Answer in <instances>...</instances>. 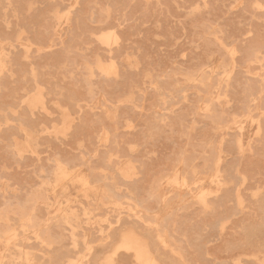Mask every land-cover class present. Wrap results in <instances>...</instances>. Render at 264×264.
<instances>
[{
  "label": "rangeland",
  "instance_id": "374dc122",
  "mask_svg": "<svg viewBox=\"0 0 264 264\" xmlns=\"http://www.w3.org/2000/svg\"><path fill=\"white\" fill-rule=\"evenodd\" d=\"M18 1L0 0V264H264V0Z\"/></svg>",
  "mask_w": 264,
  "mask_h": 264
},
{
  "label": "bare ground",
  "instance_id": "6f19581e",
  "mask_svg": "<svg viewBox=\"0 0 264 264\" xmlns=\"http://www.w3.org/2000/svg\"><path fill=\"white\" fill-rule=\"evenodd\" d=\"M19 1H20V0H19ZM19 1H18V2H19ZM15 2H16V1H15ZM5 19H7V18H5ZM1 24H2V23H1ZM1 24H0V25H1ZM1 28H2V27H1ZM1 28H0V29H1ZM1 30H2V29H1ZM4 31H5V29H4ZM1 32H2V31H1ZM7 32H8V31H7ZM5 34H6V32H5ZM5 34H4V32H3V36H4ZM9 34H10V32H9ZM5 37H6V36H5ZM5 37H4V38H5ZM9 37H11V36L9 35ZM9 37H7V38L9 39ZM23 37H24V36H23ZM25 37H26V36H25ZM27 37H28V36H27ZM27 37H26V38H27ZM0 38H1V36H0ZM7 38H6V39H7ZM13 38H14V37H13ZM21 38H22V36H21ZM28 38H29V37H28ZM29 40H30V39H29ZM3 41H4V40H3ZM12 42H13V41H12ZM64 48L66 49V47H64ZM3 49H4V48H3ZM6 49H7V48H6ZM6 49H5V51H6ZM106 49H108V48H106ZM110 49L112 50V48H110ZM9 52H10V51H9ZM16 53H17V52H16ZM16 53H15V54H16ZM63 53H64V52H63ZM63 53H62V54H63ZM15 54H13L14 57L17 56V54H16V56H15ZM60 54H61V53H60ZM62 54H61V55H62ZM57 55H58V54H57ZM61 55H59V56H61ZM59 56H57V57H59ZM62 56H63V55H62ZM67 56H68V55H67ZM8 57H9V56H8ZM10 57H11V55H10ZM12 59H13V57H11V60H12ZM6 61H7V60H6ZM9 61H10V60H9ZM18 61H20V60H18ZM12 62H13V61H12ZM12 62H11V63H12ZM15 62H16V61H14L13 64H14ZM11 63H10V64H11ZM20 63H21V61H20ZM20 63H19V64H20ZM4 64H5V63H4ZM13 64H12V65H13ZM17 64H18V62H17ZM15 65H16V63H15ZM20 65H21V64H20ZM10 66H11V65H10ZM18 67H19V65H18ZM7 68H9V67H7ZM12 69H15V68H12ZM15 71H16V69H15ZM18 71H19V69H18ZM11 72H12V71H11ZM19 72H20V71H19ZM24 72H25V71H24ZM4 73H5V72H4ZM20 73H21V72H20ZM22 73H23V72H22ZM16 74H17V73H16ZM16 74H15V75H16ZM21 75H22V74H21ZM0 76H1V75H0ZM2 76H3V73H2ZM6 76H7V75H6ZM39 76L41 77L42 75H39ZM37 78H38V80H39V77H37ZM42 78H43V76H42ZM0 79H1V78H0ZM7 79H8V78H7ZM25 79H26V78H25ZM29 79H31V78H29ZM40 79H41V78H40ZM18 80H19V79H18ZM31 80H32V79H31ZM6 81H7V80H6ZM11 81H12V80H11ZM16 81H17V80H16ZM35 81H36V80H35ZM40 81H42V80H40ZM44 81H45V80H44ZM36 82H37V81H36ZM38 82H39V81H38ZM5 83H7V82H5ZM8 83H9V82H8ZM10 83H11V82H10ZM12 83H15V82H12ZM24 83H25V81H24ZM16 84H18V83H16ZM32 84H33V83H32ZM39 84H40V83H39ZM9 85H10V84H9ZM22 85H23V83H22ZM22 85H20V83H19V86H20V87H21ZM14 86H16V85H14ZM33 86H34V85H33ZM3 87H5V84H4ZM23 87H24V86H23ZM8 88H9V87H8ZM12 88H13V87H12ZM16 88H17V86H16ZM14 89H15V88H14ZM0 90H1V89H0ZM8 90H9V89H8ZM12 90H13V89H12ZM12 90H10V91H12ZM16 90H17V89H16ZM2 91H3V90H2ZM6 91H7V90H6ZM13 92H15V91L13 90ZM10 93H11V92H10ZM16 93H17V92H16ZM249 93H250V92H249ZM252 93H253V92H252ZM252 93H250L251 96H252ZM0 94H1V93H0ZM6 94H7V93H6ZM6 94L4 95L5 97H7ZM8 94H9V93H8ZM8 94H7V95H8ZM253 94H254V93H253ZM8 96H9V95H8ZM70 96H71V95H70ZM0 97H1V96H0ZM10 97H12V99H13V96H10ZM10 97H9V98H10ZM17 97H18V95H17ZM39 97H40V96H39ZM43 97H44V96H43ZM3 98H4V97H3ZM247 98H248V97H247ZM260 98L263 99L262 97H260ZM1 99H2V98H1ZM15 99H16V98H15ZM17 99H18V98H17ZM34 99H35V97H34ZM34 99H33V100H34ZM37 99H38V98H37ZM37 99H35V100L37 101ZM73 99H76V98H73ZM5 100H6V99H5ZM18 100H19V99H18ZM30 100H32V99H30ZM30 100H29V101H30ZM0 101H1V100H0ZM6 101H8V99H7ZM12 101H13V100H12ZM38 101H39V100H38ZM38 101H37V102H38ZM44 101H45V100H44ZM73 101H74V100H73ZM9 102H11V101H9ZM17 102H18V101H17ZM17 102H16V104H17ZM32 102H33V101H31V103H32ZM262 103H263V102H262ZM5 104H8V103L5 102ZM11 104H12V103H11ZM11 104H10V105H11ZM13 104H15V103H13ZM18 104H20V103L18 102ZM18 104H17V105H18ZM29 104H30V103H29ZM34 104H35V103H34ZM2 105H3V103H1V106H2ZM17 105H16V106H17ZM30 105H31V104H30ZM261 105H262V104H261ZM16 106H15V108H16ZM34 106H35V105H33V107H34ZM11 107H12V106H11ZM37 107H38V106H37ZM262 107H264V106L262 105ZM1 108H2V107H1ZM45 108H46V107H45ZM4 109H6V107H4ZM242 109H243V108H242ZM242 109H241V110H242ZM43 110H45V109H43ZM2 111H3V110H2ZM23 112H25V111H23ZM23 112H22V113H23ZM243 113H245L244 110H243ZM19 114H20V113H19ZM25 114H27V113H25ZM260 114H262V113H260ZM10 115H11V114H10ZM20 115H21V114H20ZM23 115H24V114H23ZM253 115H254V114H253ZM7 116H8V115H7ZM7 116H6V117H7ZM1 117H2V116H1ZM12 117H13V116H12ZM17 117H18V116H17ZM25 117H26V116H25ZM7 118H8V117H7ZM14 118H15V117H14ZM19 118H20V117H19ZM28 118H29V116H28ZM12 119H13V118H12ZM22 119H23V118H21L20 121H21L22 124H23L24 122L22 121ZM34 119H35V118H34ZM262 119H263V118H262ZM15 120H17V118H15ZM18 120H19V119H18ZM23 120H24V119H23ZM28 120H29V119H27V121H28ZM24 121H26V120H24ZM29 121H32V120H29ZM29 121H28V122H29ZM28 122H27V123H28ZM32 122H33V121H32ZM29 123H30V122H29ZM30 124H34V123H30ZM36 124H37V123H36ZM15 125H17V124L15 123ZM25 125H26V124H25ZM37 125H38V124H37ZM37 125H36V126H33V125H32V126H33V128H34V127H37ZM263 125H264V124H263ZM22 126H23V125H22ZM32 126H30V128H31ZM26 127H29V126H26ZM8 128H9V127L7 126V130H8ZM10 128H11V127H10ZM2 129H3V128H2ZM5 129H6V128H5ZM5 129H4V130H5ZM14 129H16V128H13L12 130H14ZM260 129L262 130L263 127H262V128L260 127ZM42 130H43V129H42ZM263 130H264V129H263ZM1 131H2V130H1ZM1 131H0V132H1ZM37 131H38V130H37ZM2 132H3V131H2ZM7 132H10V129H9ZM3 133H4V132H3ZM12 133H13V132H12ZM262 133H263V132H262ZM7 134H8V133H7ZM13 134H14V133H13ZM16 134H17V133H16ZM16 134H15V135H16ZM1 135H2V134H1ZM3 135H4V134H3ZM9 135H11V132H10ZM15 135H14V136H15ZM20 135H22V134H20ZM237 135H238V134H237ZM262 135H264V134H262ZM5 136H6V131H5V135H4V137H5ZM17 136H18V135H17ZM17 136H16V137H17ZM22 136H23V135H22ZM22 136H21V137H22ZM1 137H2V136H1ZM4 137H3V138H4ZM7 137H9V136H6V138H7ZM18 137H19V136H18ZM21 137H20V138H21ZM260 137H261V136H260ZM3 138H2V139H3ZM261 138H262V137H261ZM0 139H1V138H0ZM41 139H42V137H41L39 140H41ZM5 140H6V139H5ZM21 140H22V139H21ZM39 140H37V141H39ZM43 141H44V140H43ZM43 141H42V143H43ZM258 141H259V140H258ZM47 142H48V141H47ZM233 142H234V141H233ZM260 142L262 143V141H260ZM5 143H6V145H7V141H6ZM42 143L40 142V144H42ZM45 143H46V141H45ZM8 144H9V142H8ZM12 144H13V142H12ZM43 144H44V143H43ZM33 145H34V144H33ZM233 145H234V144H233ZM4 146H5V145H4ZM7 146H8V145H7ZM9 146H10V145H9ZM12 146H13V145H12ZM250 146H251V145H250ZM260 146H261V145H260ZM2 147H3V146H2ZM250 148H251V147H250ZM260 148H261V147H260ZM262 148H263V146H262ZM3 149H4V147H3ZM237 149H238V148H237ZM251 149H253V148H251ZM1 150H2V149H1ZM38 150H40V149H38ZM255 150H256V149H255ZM258 150H259V149H258ZM5 151H6V149H5ZM9 151H10V150H9ZM9 151H8L7 154H9V153L11 152V151H10V152H9ZM260 151H261V150H260ZM28 152H29V151H28ZM37 152H38V151H36V153H37ZM255 152H256V151H255ZM263 152H264V150H263ZM0 153H2V152H0ZM3 153H4V152H3ZM36 153H33V154L35 155ZM10 154H11V153H10ZM10 154H9V156H11ZM13 154H14V153H13ZM33 154H32V155H33ZM203 154H204V153H203ZM261 154H262V153H261ZM2 155H4V154H2ZM13 156L15 157V155H13ZM3 157H5V156H3ZM6 157H8V156H6ZM6 157H5V158H6ZM182 157H183V156H182ZM184 157H185V156H184ZM184 157H183V158H184ZM188 157H189V156H188ZM188 157L186 156V158H188ZM0 158H1V156H0ZM5 158H4V159H5ZM10 158H11V157H10ZM10 158H9V160H10ZM23 158H24V157L22 156V159H23ZM71 158H72V157H71ZM190 158H191V157H190ZM192 158H193V157H192ZM192 158H191V160H192ZM204 158H206V157H204ZM34 159H35V158H34ZM208 159H209V158H208ZM66 160L68 161L69 159L66 158ZM204 160H205V159H204ZM6 161H7V160H6ZM67 161H64V160H63V161H62V164H65ZM181 161H182V159H181ZM185 161H187V159H186ZM189 161H190V160H189ZM189 161H188V162H189ZM192 161H193V160H192ZM209 161H210V159H209ZM7 162H8V161H7ZM14 162H15V161H14ZM16 162H17V157H16ZM63 162H65V163H63ZM68 162H69V161H68ZM81 162H82V161H81ZM20 163H21V162H20ZM71 163H72V162H71ZM75 163H76V161H75ZM183 163H184V162H183ZM185 163H186V162H185ZM191 163H192V162H191ZM191 163H189V164H191ZM67 164H69V163H67ZM67 164H66V165H67ZM72 164H73V163H72ZM78 164H79V163H78ZM189 164H187V167H188ZM5 165H6V164H5ZM52 165H53V164H52ZM66 165H65V166H66ZM75 165H77V164H75ZM89 165H90V164H89ZM191 165H192V164H191ZM67 166H70V165H67ZM72 166H73V165H72ZM183 166L186 167L184 164H183ZM192 166H195V165H192ZM206 166H207V165H206ZM40 167L42 168L43 166H40ZM93 167H94V166H93ZM195 167H196V166H195ZM209 167H210V166H209ZM38 168H39V166H38ZM53 168H54V166H53ZM66 168H67V167H66ZM71 168H72V167H71ZM42 169H43V168H42ZM69 169H70V168H69ZM91 169H92V167H91ZM91 169H89V170H91ZM93 169H94V168H93ZM183 169H184V168H183ZM185 169H186V172H187V168H185ZM37 170H38V169H37ZM34 171H35V169H34ZM183 171H184V170H183ZM90 172H91V171H90ZM187 173H189V171H188ZM187 173H186V174H187ZM183 174H184V173H183ZM91 175H92V173H91ZM45 176H46V175H45ZM89 176H90V175H89ZM89 176H88V177H89ZM39 177H41V176H39ZM92 177H93V176H92ZM108 177H109V176H108ZM108 177H107V178H108ZM188 177L190 178L189 175H188ZM81 178H82V177H81ZM81 178H80V180H81ZM84 178H85V177H84ZM86 178H87V177H86ZM185 178H186V176H185ZM40 179H41V178H40ZM76 179H77V178H76ZM87 179H88V178H87ZM187 179H188V178H187ZM82 180H83V179H82ZM93 180H94V177H93L92 181H93ZM188 180H189V179H188ZM37 181H38V180H37ZM92 181H91V182H92ZM39 182H41V181H39ZM87 182H88V181H87ZM89 182H90V180H89ZM93 182H94V181H93ZM93 182H92V183H93ZM95 182H96V180H95ZM37 183H38V182H37ZM88 184H89V183H88ZM90 184H91V183H90ZM107 184H108V183H107ZM38 185H40V184L38 183ZM38 185H37V186H38ZM67 185H68V184H67ZM82 185H83V184H82ZM82 185H81V186H82ZM85 185H86V184H84V186H85ZM91 185H92V184H91ZM109 185H110V184H109ZM109 185H108V186H109ZM232 185H233V183H232ZM41 188H42V187H41ZM41 188H40V189H41ZM115 188H116V187H115ZM32 189H33V188H32ZM131 189H132V188H131ZM231 189H232V188H231ZM44 190H45V189H44ZM106 190H107V188H106ZM109 190H110V189H109ZM112 190H113V187H112ZM112 190H111V191H112ZM29 191H31V190L29 189ZM33 191H34V193H35V190H34V189H33ZM37 191H38V190H37ZM18 192H19V191H18ZM108 192H109V191H108ZM41 193H42V192H41ZM111 193H112V192H111ZM26 194H27V193H26ZM44 194H45V193H44ZM44 194H43V195H44ZM113 194H114V193H113ZM124 194H125V193H124ZM228 194H229V193H228ZM0 195H1V194H0ZM27 195H29V197H30V194H27ZM32 195H33V194L31 193V196H32ZM41 195H42V194H41ZM41 195L38 194V196H41ZM43 195H42V196H43ZM114 195H116V193H115ZM125 195H126V194H125ZM154 195H155V194H154ZM154 195H153V197H154ZM186 195H187V194H186ZM12 196H13V195H12ZM14 196H15V194H14ZM17 196H18V194H17ZM88 196H89V195H88ZM112 196H113V195H112ZM116 196H117V195H116ZM116 196H115V197H116ZM118 196H119V194H118ZM222 196H223V195H222ZM224 196H226V195H224ZM224 196H223V197H224ZM23 197H24V196H23ZM25 197H26V196H25ZM36 197H37V195H36ZM36 197H35V198H36ZM91 197H92V196H91ZM183 197H184V195H183ZM219 197H221V196H219ZM226 197H227V196H226ZM15 198H16V197H15ZM17 198H18V197H17ZM30 198H31V197H30ZM30 198H29V199H30ZM33 198H34V197H33ZM169 198H171V196H170ZM22 199H23V198H22ZM27 199H28V198H27ZM92 199H93V197H92ZM115 199H116V198H115ZM130 199H131V198H130ZM153 199H154V198H153ZM221 199H222V198H221ZM221 199H220V200H221ZM14 200H15V199H14ZM20 200H21V199H20ZM36 200H37V199H36ZM38 200H39V199H38ZM49 200H51L50 197H49ZM90 200H91V199H90ZM116 200H117V199H116ZM131 200H133V199H131ZM154 200H155V199H154ZM156 200L159 201L158 199H156ZM156 200H155V201H156ZM206 200H208V199H206ZM214 200H215V199H214ZM217 200H218V202H219V199H218V198H217ZM4 201H5V199H4ZM8 201H9V200H8ZM8 201H7V202H8ZM29 201L31 202V199H30ZM133 201H134V200H133ZM166 201H168V200H166ZM26 202H27V201H26ZM30 202H29V203H30ZM32 202H34V201H32ZM79 202H80V201H79ZM122 202H123V201H122ZM136 202H137V199H136ZM35 203H36V202H35ZM89 203H91V202H89ZM124 203H125V202H124ZM138 203H139V202H138ZM208 203H209V202H208ZM215 203H217V202H215ZM3 204H4V203H3ZM33 204H34V203H33ZM187 204H189V203L187 202ZM209 204H210V203H209ZM31 205H32V203H31ZM89 205H91V204H89ZM211 205H212V204H211ZM217 205H218V203H217ZM221 205H222V204H221ZM74 206H76V205H74ZM74 206H73V207H74ZM138 206H139V205H138ZM212 206H213V205H212ZM6 207H8V205H7ZM37 207H39V206L37 205ZM70 207H71V206H70ZM84 207H85V206H84ZM140 207H141V206H140ZM143 207H144V206H143ZM143 207H141V208H143ZM188 207H189V206H188ZM213 207H214V206H213ZM8 208H9V207H8ZM8 208H7V209H8ZM26 208H27V207H26ZM28 208H32V206H31V207H28ZM28 208H27V209H28ZM211 208H212V207H211ZM4 209H5V208H4ZM16 209H17V208H16ZM80 209H81V208H80ZM212 209H213V208H212ZM8 210H9V209H8ZM13 210H14V209H13ZM37 210H38V208H37ZM145 210H146V209H145ZM214 210H216V208H215ZM5 211H7V210H5ZM15 211H16V210H15ZM19 211H20V210H19ZM19 211H17L18 214H19ZM22 211H23V210H22ZM30 211H31V210H30ZM41 211H42V210H41ZM43 211H44V210H43ZM210 211H211V210H210ZM2 212H3V211H2ZM9 212H10V211H9ZM20 212H21V211H20ZM137 212H138V211H137ZM213 212H214V211H213ZM217 212H218V211H217ZM221 212H222V211H221ZM3 213H4V212H3ZM13 213H14V212H13ZM26 213H27V212H26ZM26 213H25V214H26ZM35 213H37V212H35ZM215 213H216V212H215ZM1 214H2V213H1ZM7 214H8V213H7ZM15 214H16V216H17V213H15ZM15 214H14V215H15ZM20 214L23 215L22 213H20ZM38 214H39V213H38ZM38 214H37V215H38ZM43 214H44V213H43ZM135 214H136V213H135ZM216 214H218V213H216ZM3 215H4V214H3ZM31 215H32V214H31ZM37 215H36V217H37ZM246 215H247V214H246ZM9 216H11V215H9ZM9 216H8V219H9ZM19 216H20V215H19ZM23 216H24V215H23ZM26 216H27V215H26ZM33 216H34V215H33ZM213 216H214V215H213ZM20 217H21V216H20ZM36 217L34 216V218H36ZM39 217H41V215H40ZM42 217H43V216H42ZM140 217H143V216H140ZM4 218H5V217H4ZM12 218H13V217H12ZM14 218H15V217H14ZM34 218L30 217L29 219H34ZM57 218L59 219V217H57ZM247 218H248V217H247ZM23 219H24V217H23ZM40 219H41V218H40ZM51 219H52V218H51ZM61 219H62V218H61ZM148 219H149V218H148ZM148 219H147V220H148ZM150 219H151V218H150ZM1 220H3V216H2V219H1ZM16 220H17V219H16ZM16 220H15V224H16ZM34 220H38V218H37V219H34ZM52 220H53V219H52ZM59 220H60V219H59ZM70 220H71V219H70ZM176 220H177V219H176ZM176 220L174 219V221H176ZM11 221H12V219H11ZM55 221H56V220H55ZM60 221H61V220H60ZM60 221H59V222H60ZM152 221L154 222V220H152ZM165 221H166V220H165ZM9 222H10V221H9ZM36 222H37V221H36ZM68 222H69V221H68ZM177 222H178V221H177ZM37 223H38V222H37ZM50 223H51V222H50ZM60 223H61V222H60ZM149 223H152V222L150 221ZM163 223H164V221H163ZM167 223H168V222H167ZM167 223H165V224H167ZM169 223H170V222H169ZM173 223H174V222H173ZM175 223H176V222H175ZM4 224H5V223H4ZM10 224H11V223H10ZM31 224H32V223H31ZM165 224H163V225H165ZM1 225H2V224H1ZM1 225H0V226H1ZM24 225H25V224H24ZM34 225H36V224L34 223ZM47 225H48V224H47ZM51 225H52V224H51ZM72 225H73V224H72ZM159 225H160V223H159ZM159 225H158V227H159ZM5 226H6V224H5ZM28 226H30V225H27V227H28ZM121 226H122V225H121ZM124 226H125V224H124ZM166 226H167V225H166ZM175 226H176V225H175ZM3 227H4V225H3ZM32 227H35V226H32ZM50 227H51V226H50ZM58 227H59V226H58ZM64 227H65V226H64ZM80 227H81V226H80ZM133 227H135V226L133 225ZM160 227H161V226H160ZM162 227H163V226H162ZM168 227H169V226H168ZM168 227H167V228H168ZM171 227H172V225L170 226V228H171ZM0 228H2V227H0ZM4 228L7 229L6 227H4ZM9 228H10V227L8 226V229H9ZM16 228H17V227H16ZM62 228H63V227H62ZM122 228H123V227H122ZM173 228H174V226H173ZM242 228H243V227H242ZM245 228H246V226H245ZM63 229H65V228H63ZM115 229H116V228H115ZM118 229H119V228H118ZM176 229H177V228H176ZM178 229H179V227H178ZM0 230H1V229H0ZM3 230H4V229H3ZM43 230H44V229H43ZM48 230H49V229H48ZM59 230H60V229H59ZM244 230H245V229H244ZM250 230H251V229H250ZM61 231H62V230H61ZM61 231H60V232H61ZM78 231H79V230H78ZM157 231H159V229H158ZM168 231H169V230H168ZM174 231H175V230H174ZM174 231H173V232H174ZM17 232H18V231H17ZM47 232H48V231H47ZM58 232H59V231H58ZM68 232H69V231H68ZM114 232H116V231H114ZM127 232H129V231L127 230ZM127 232H126V234H127ZM169 232H170V231H169ZM251 232H252V231H251ZM0 233H1V232H0ZM50 233H52V232H50ZM76 233H77V232H76ZM108 233H110V232H108ZM122 233H123V232H122ZM122 233L120 232L121 235H122ZM150 233H151V232H150ZM160 233H161V229H160ZM171 233H172V232H171ZM175 233H177V232L175 231ZM254 233H255V231H254ZM20 234H21V233H20ZM20 234H19V235H20ZM39 234H40V232H39ZM41 234H42V233H41ZM64 234H65V233H64ZM64 234L62 233L61 235L63 236ZM126 234H125V235H126ZM128 234H129V233H128ZM128 234L126 235L127 237L125 238V242H124V243L132 244V246H133V244H135V245H136V248H135V249H136L137 257H138L139 259L144 258V253H145L144 248H143L142 246H140V244H138V241L135 239L136 237L132 236L134 233H132L131 235H130V234L128 235ZM144 234H145V233H144ZM251 234H252V233H251ZM46 235H48V234H46ZM58 235H60V233H59ZM110 235H111V234H109V236H110ZM113 235H114V234H113ZM113 235H112V236H113ZM141 235H143V234H141ZM147 235H148V234H147ZM168 235H169V234H168ZM168 235H167V237H168ZM184 235H185V234H184ZM39 236H40V235H39ZM54 236H55V235H54ZM91 236H92V235H91ZM103 236H104V235H103ZM109 236H108V237H109ZM148 236H149V235H148ZM148 236H147V237H148ZM150 236H151V234H150ZM150 236H149V237H150ZM171 236H172V235H171ZM171 236H170V237H171ZM174 236H175V235H174ZM242 236H244V235H242ZM248 236H249V235H248ZM257 236H258V235H257ZM1 237H2V236H1ZM58 237H59V236H58ZM60 237H61V236H60ZM92 237H93V236H92ZM142 237H143V236H142ZM152 237H153V235H152ZM152 237H150V238H152ZM154 237H155V235H154ZM175 237H176V236H175ZM175 237H174V238H175ZM253 237H254V235H253ZM253 237H252V238H253ZM258 237H259V240H260V236H258ZM27 238H28V236H27ZM56 238H57V237H56ZM94 238H95V239H94ZM94 238H93V240H97L95 236H94ZM102 238H104V237H102ZM144 238H146V237H144ZM172 238H173V237H172ZM184 238H185V237H184ZM244 238H246V237H244ZM250 238H251V236H250ZM252 238H251L250 240H252ZM254 238H255V237H254ZM262 238H263V237H262ZM52 239H54V238H52ZM59 239H60V238H59ZM61 239H62V238H61ZM63 239H64V238H63ZM113 239H114V237H113ZM121 239H123V238L121 237ZM247 239H248V238H247ZM30 240H31V239H30ZM88 240H89V239H88ZM147 240H148V239H147ZM151 240H153V239H151ZM175 240H176V238H175ZM175 240H173V241L175 242ZM248 240H249V239H248ZM255 240H257V239H255ZM259 240H258V241H259ZM45 241H46V240H45ZM58 241H60V240H58ZM61 241H62V240H61ZM65 241H66V240H65ZM65 241H62V242H65ZM78 241H79V240H78ZM113 241H114V240H113ZM139 241H140V239H139ZM142 241H143V240H142ZM154 241H155V240H154ZM260 241L262 242V240H260ZM18 242H19V241H18ZM18 242H17V243H18ZM31 242H32V241H31ZM46 242H49V240H47ZM52 242H54V240H52ZM66 242H67V241H66ZM68 242H70V241L68 240ZM92 242H93V241H92ZM171 242H172V241H171ZM180 242H182V241H181V238H180ZM248 242H249V241H248ZM248 242H247V243H248ZM252 242H253V240H252ZM37 243H38V242H37ZM55 243H56V242H55ZM88 243H89V242H88ZM106 243H108V241H107ZM112 243H113V242H112ZM121 243H122V242H121ZM143 243H144V242H143ZM143 243H142V244H143ZM145 243H146V242H145ZM145 243H144V244H145ZM155 243H157V242H155ZM177 243H179V242H177ZM187 243H188V241H187ZM249 243H250V242H249ZM254 243H255V242H254ZM28 244H29V243H28ZM33 244H34V243H33ZM53 244H54V243H53ZM70 244H71V243H70ZM109 244H111V243L109 242ZM170 244H171V243H170ZM180 244H183V243H180ZM184 244H185V243H184ZM24 245H25V244H24ZM35 245H36V244H35ZM66 245H68V244H66ZM107 245H108V244H106L105 246H107ZM118 245H119V242H118ZM118 245H116V246H118ZM151 245H152V243H151ZM156 245H157V244H156ZM188 245H189V243H188ZM227 245H228V244H227ZM246 245H247V244H246ZM250 245H251V243H250ZM19 246H20V245H19ZM37 246H38V245H37ZM62 246H64V245H62ZM80 246H82V245L80 244ZM130 246H131V245H130ZM148 246L150 247L149 244H148ZM181 246H182V245H181ZM199 246H200V245H199ZM254 246H256V245H254ZM254 246H253V247H254ZM27 247H28V246H27ZM55 247H56V246H55ZM77 247H79V246L77 245ZM93 247H95V246H93ZM96 247H97V246H96ZM96 247H95V248H96ZM101 247H102V246H101ZM120 247H123V246H120ZM145 247H147V246H145ZM154 247H155V246H154ZM171 247H174V246H171ZM178 247H179V246H178ZM178 247H177V248H178ZM251 247H252V245H251ZM260 247H261V246H260ZM260 247H259V251H260ZM31 248H32V247H31ZM37 248H38V247H37ZM57 248H59V247H57ZM66 248H67V247H66ZM98 248H99V246H98ZM104 248L106 249L107 247H103L102 249H104ZM115 248H116V247H115ZM151 248L153 249V247H151ZM180 248H181V247H180ZM183 248H185V247H183ZM189 248H190V247H189ZM197 248H198V246H197ZM225 248H226V247H225ZM229 248H230V247H229ZM239 248H240V247H239ZM242 248H243V247H242ZM27 249H28V248H27ZM35 249H36V248H35ZM50 249H51V248H50ZM70 249H71V248H70ZM80 249H81V248H80ZM116 249H117V248H116ZM125 249H127V247H126ZM125 249H123V251H125ZM132 249H133V248H131V251H132ZM155 249H156V248H155ZM158 249H159V248H158ZM185 249H187V248H185ZM255 249H257V248H255ZM71 250H73V249H71ZM77 250H78V251H81V250H79V248H77ZM93 250H94V249H93ZM97 250H98V252H99V249H97ZM114 250H115V249H114ZM118 250H119V248H118ZM121 250H122V249H121ZM128 250H129V249H128ZM133 250H134V249H133ZM161 250H162V249H161ZM161 250H157V251H160V252H161ZM177 250H179V248H178ZM182 250H184V249H182ZM182 250H181V251H182ZM193 250H194V249L192 248V251H193ZM202 250H203V249L201 248V251H202ZM227 250H229V249L227 248ZM38 251H39V250H38ZM40 251H41V250H40ZM46 251H48V250H46ZM56 251H57V249H56ZM115 251H117V250H115ZM129 251H130V250H129ZM147 251H148V250H147ZM149 251H150V250H149ZM149 251H148V252H149ZM155 251H156V250H155ZM157 251H156V252H157ZM165 251H167V250H165ZM179 251H180V250H179ZM185 251H186V250H185ZM187 251H188V249H187ZM253 251H254V250H253ZM253 251H252V252H253ZM41 252H42V251H41ZM54 252H55V250H54ZM59 252H60V251H59ZM61 252H62V250H61ZM68 252H69V248H68ZM94 252H96V251H94ZM100 252H101V251H100ZM100 252H99V253H100ZM167 252H168V251H167ZM167 252H166V253H167ZM195 252L197 253L198 250H196ZM207 252H208V251H207ZM261 252H262V250H261ZM65 253H66V252H65ZM72 253L74 254V252H72ZM72 253H71V256H72ZM76 253H77V251H76ZM133 253H134V252H133ZM161 253H162V252H161ZM161 253H160V256H161ZM181 253H182V252H181ZM186 253H188V252H186ZM191 253H192V252H191ZM191 253H190V254H191ZM198 253H200V250H199ZM203 253H204V251L202 252V254H203ZM255 253H256V252H255ZM51 254H52V253H51ZM53 254H54V253H53ZM61 254H62V253H61ZM63 254H64V252H63ZM90 254H91V253H90ZM94 254H95V253H94ZM96 254H97V253H96ZM148 254H149V253H148ZM150 254H151V253H150ZM150 254H149V255H150ZM155 254H156V253H155ZM162 254H163V253H162ZM164 254H165V253H164ZM182 254H183V253H182ZM194 254H195V253H194ZM245 254H246V253H245ZM36 255H38V254H36ZM36 255H35V259H36ZM54 255H55V254H54ZM68 255H69V254H68ZM108 255H109V254H108ZM108 255H107V256H108ZM112 255H113V252H112ZM133 255H134V254H133ZM135 255H136V254H135ZM135 255H134V256H135ZM157 255H158V254H157ZM166 255H167V254H165V256H166ZM200 255H201V253H200ZM39 256H40V255H39ZM65 256H66V255H65ZM71 256H69V257H71ZM94 256H95V255H94ZM126 256H127V255H126ZM150 256H151V255H150ZM162 256H163V255H162ZM170 256H171V255H170ZM170 256H169V257H170ZM182 256H183V255H182ZM189 256H192V255H189ZM196 256H197V255H196ZM198 256H199V255H198ZM257 256H258V255H257ZM57 257H58V258H62L61 256L59 257L58 255H57ZM63 257H64V256H63ZM66 257H67V256H66ZM90 257H91V255H90ZM108 257H109V256H108ZM113 257H114V256H112V258H113ZM122 257H123V256H122ZM173 257H174V256H173ZM187 257H188V256H187ZM41 258H42V257H41ZM71 258H73V256H72ZM96 258H98V257L95 256V259H96ZM112 258H111V259H112ZM134 258L137 259L136 257H134ZM149 258H150V257H149ZM170 258H171V257H170ZM174 258H175V257H174ZM185 258H186V257H185ZM45 259H46V258H45ZM107 259H108V258H107ZM131 259H133V256H132ZM135 259H134V260H135ZM154 259H157V258H154ZM159 259H160V258H159ZM161 259H163V258H161ZM167 259H168V257H167ZM175 259H176V258H175ZM194 259H195V257H194ZM205 259H206V258H205ZM56 260H57V259H56ZM56 260H55V261H56ZM93 260H94V259H93ZM123 260H124V259H123ZM142 260H143V259H142ZM142 260H141V261H142ZM163 260H164V259H163ZM186 260H187V259H185V261H186ZM195 260H197V258H196ZM195 260H192L191 262H193V261H195ZM198 260H201V259H198ZM208 260H209V259H208ZM37 261H38V260H37ZM46 261H47V260H46ZM88 261H89V260H88ZM104 261H105V260H104ZM108 261H109V260H108ZM119 261H120V260H119ZM159 261H160V260H159ZM202 261H203V260H202ZM205 261H207V260H205ZM205 261H203V262H205ZM211 261H212V260H210V262H211ZM3 262H4V261H3ZM83 262H84V261H83ZM85 262H86V261H85ZM85 262H84V264H85ZM106 262H107V261H106ZM136 262L138 263V261H136ZM164 262H165V261H164ZM166 262H167V260H166ZM166 262H165V263H166ZM168 262L171 263V261H169V260H168ZM186 262H187V264H188L189 261H186ZM197 262H198V261H197ZM200 262H201V261H200ZM207 262H208V261H207ZM41 263H42V262H41ZM51 263H52V260H51ZM54 263H55V262H54ZM63 263H64V262H63ZM97 263H98V262H97ZM126 263H127V262H126ZM148 263H149V260H148ZM148 263H147V264H148ZM155 263H156V262H155ZM157 263H158V262H157ZM161 263H163V262H161ZM172 263H174V262H172ZM194 263H195V262H194ZM2 264H3V263H2ZM4 264H5V263H4ZM56 264H57V262H56ZM88 264H89V263H88ZM103 264H104V263H103ZM127 264H128V263H127ZM141 264H142V262H141ZM158 264H159V263H158ZM176 264H177V263H176ZM189 264H190V263H189ZM201 264H202V262H201ZM206 264H207V263H206ZM208 264H209V263H208ZM210 264H211V263H210Z\"/></svg>",
  "mask_w": 264,
  "mask_h": 264
}]
</instances>
